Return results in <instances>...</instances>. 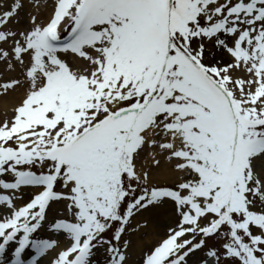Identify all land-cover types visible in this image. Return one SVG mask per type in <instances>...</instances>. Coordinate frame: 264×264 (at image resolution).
<instances>
[{
  "label": "snow or ice",
  "instance_id": "6c2138e0",
  "mask_svg": "<svg viewBox=\"0 0 264 264\" xmlns=\"http://www.w3.org/2000/svg\"><path fill=\"white\" fill-rule=\"evenodd\" d=\"M0 66V264H131L146 213L140 264H264V0H11Z\"/></svg>",
  "mask_w": 264,
  "mask_h": 264
},
{
  "label": "bare ground",
  "instance_id": "6f19581e",
  "mask_svg": "<svg viewBox=\"0 0 264 264\" xmlns=\"http://www.w3.org/2000/svg\"><path fill=\"white\" fill-rule=\"evenodd\" d=\"M18 72H11L8 70L3 69V66H0V82L8 79L11 76H18ZM23 95V90H18L15 93H11L9 95H0V119H3L5 117V114L8 117H11L13 114V108L15 104L19 101V99ZM169 174L166 170H161L160 173L154 174V180L159 182H166L169 179ZM30 195V193H25V198ZM64 207L62 204H57L56 207L53 209L54 212H57L58 210H63ZM154 217V218H153ZM149 218H153L149 223L148 229L145 231L147 235V239L144 242H141L136 237V243L134 245V248L132 250V253L130 255L138 256L140 254L143 255L144 250H146L149 246L148 244L152 243V245L162 236L166 229L161 228L162 224L169 221L165 218H158L152 214L146 213L142 219L149 220ZM140 237V236H139ZM63 246V245H61ZM50 255L48 258L50 259ZM135 264V263H133Z\"/></svg>",
  "mask_w": 264,
  "mask_h": 264
},
{
  "label": "rangeland",
  "instance_id": "374dc122",
  "mask_svg": "<svg viewBox=\"0 0 264 264\" xmlns=\"http://www.w3.org/2000/svg\"><path fill=\"white\" fill-rule=\"evenodd\" d=\"M6 3H11V0H3V1H0V11L3 10V5H5ZM21 15L24 16V13H21ZM149 159H150V158H149ZM63 212H64V209H63V210H58V211L55 212V213H56L57 215H60V214H62ZM153 218H154V217H153ZM153 218H151V219L149 218V220H146V221H145L144 219H142V217H141L140 219L142 220V222H146V223L149 224L150 222H152L151 220H152ZM168 223H169V221L163 223L161 228L166 229ZM36 236H37L38 238H49V237L51 236V234H50L46 229H44V230L39 231V232L36 234ZM62 239H63V237H61V241H64V240H62ZM137 239H139L141 242H144V241L147 239L146 232L141 233L140 237H137ZM134 241H135V243H136V237H134ZM135 243H134V245H135ZM134 245H133V248H134ZM148 246L151 247V246H152V243L148 244ZM27 251H28V252H31V249H29V250H27ZM141 259H142V254H140V255H138V256H136V257L133 256V255H130L131 264H133V263H135V264H140ZM100 261H101V264H103V254H102V253L100 254ZM42 264H48L46 258L42 260Z\"/></svg>",
  "mask_w": 264,
  "mask_h": 264
}]
</instances>
